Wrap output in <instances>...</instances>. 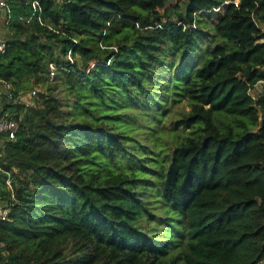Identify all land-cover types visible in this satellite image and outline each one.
Returning a JSON list of instances; mask_svg holds the SVG:
<instances>
[{"label": "trees", "instance_id": "16d2710c", "mask_svg": "<svg viewBox=\"0 0 264 264\" xmlns=\"http://www.w3.org/2000/svg\"><path fill=\"white\" fill-rule=\"evenodd\" d=\"M8 1L0 264H264V0ZM183 99L146 191L148 120Z\"/></svg>", "mask_w": 264, "mask_h": 264}, {"label": "rangeland", "instance_id": "374dc122", "mask_svg": "<svg viewBox=\"0 0 264 264\" xmlns=\"http://www.w3.org/2000/svg\"><path fill=\"white\" fill-rule=\"evenodd\" d=\"M9 32L10 31H9V28L7 27L5 17L0 15V40H7V37L10 34ZM215 41H220V38L217 36ZM50 83L52 84L53 81L51 80L49 82V84ZM47 84L48 83H46L45 85H40L38 87V89L36 90L37 94L34 96L38 97L40 91H44V92L47 91L48 92V90H47L48 85ZM6 91H7V89L4 85V82H1L0 83V95L5 93ZM58 92L59 91L56 90V93H58ZM262 93H264V81H260L256 85V87L254 89H252V94L255 97L259 96ZM189 109H190V105H189V102L187 99L175 101L171 104V107L168 109V112L164 116H163L164 108H162L159 112V115H157L156 117H154L151 120L150 119L148 120V121L152 122V126L149 129H147V132L149 135L150 134L153 135V133L155 132V130L157 128H159L160 126H163V129L165 130V132L169 133V136L164 135V133H163L162 140L160 139L162 146L160 148H157V149H155L154 146L150 145L151 143L149 144V143L145 142V144L150 148L149 150L152 151V153H150V152L142 153V156L151 158V160L145 161L146 167H149L150 170L153 169V170H157V171H150L149 169L148 170H141L143 173L140 175V178H142L143 180H145V179L149 180V182H147V183L145 182V184H144V182L141 183V186H143L144 190L155 193V194H156L157 190L158 191L160 190L161 174L158 172V170L160 168H162V165L164 163L167 165L170 163L173 148L175 147V145H177L178 143L181 142V139L177 140L176 134L174 132H171L172 130H176L177 135H179L178 137H181V126H177L176 124H174V121L178 117H180V115L182 114L183 111H187ZM219 116H220V113L215 114L217 121H219ZM162 117H163V119H162ZM170 133H171V139L169 138ZM188 133H189V130H185L183 132L184 135H186ZM151 138H153V137L149 136V139H151ZM138 146L139 145L131 146L130 147L131 152L133 153L138 148ZM139 152H141V151H136L135 152L136 155ZM166 155H167V158H166ZM136 160L138 161V158H136ZM127 164H129V161H127ZM155 194H153V200H154L153 205L157 204V202H155V199L157 198V196ZM159 196L161 197L160 193H159ZM175 222H176L177 230L180 231L181 230L180 219L179 220L176 219ZM177 230L174 229L173 232H176Z\"/></svg>", "mask_w": 264, "mask_h": 264}, {"label": "built area", "instance_id": "2783aa9c", "mask_svg": "<svg viewBox=\"0 0 264 264\" xmlns=\"http://www.w3.org/2000/svg\"><path fill=\"white\" fill-rule=\"evenodd\" d=\"M234 3L236 4L237 7L239 6V0H235ZM37 5H38V2L35 1L33 4L34 8H36ZM0 15L5 17L6 24L10 22L12 18V7L8 0H0ZM5 50H6V41L0 40V53H4ZM55 71H56V66L54 64H51L50 66L51 79L54 78ZM7 87L10 88L8 84H7ZM36 94H37L36 90L33 91L32 95H36ZM9 96L10 98H12V94L10 93V91H9ZM19 127H20V123L17 119L11 118V117H2L0 113V138H2L5 135L9 136L10 138H15ZM8 184L11 187L10 182H8ZM0 209H1L0 217L4 219L6 217L7 212L4 211L2 208Z\"/></svg>", "mask_w": 264, "mask_h": 264}, {"label": "crops", "instance_id": "0c3cea01", "mask_svg": "<svg viewBox=\"0 0 264 264\" xmlns=\"http://www.w3.org/2000/svg\"><path fill=\"white\" fill-rule=\"evenodd\" d=\"M1 83V82H0Z\"/></svg>", "mask_w": 264, "mask_h": 264}, {"label": "water", "instance_id": "95a60500", "mask_svg": "<svg viewBox=\"0 0 264 264\" xmlns=\"http://www.w3.org/2000/svg\"><path fill=\"white\" fill-rule=\"evenodd\" d=\"M172 1V0H171Z\"/></svg>", "mask_w": 264, "mask_h": 264}]
</instances>
